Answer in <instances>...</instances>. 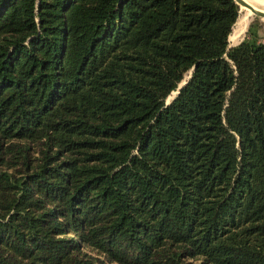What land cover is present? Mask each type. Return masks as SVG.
Returning <instances> with one entry per match:
<instances>
[{
	"label": "trees",
	"instance_id": "1",
	"mask_svg": "<svg viewBox=\"0 0 264 264\" xmlns=\"http://www.w3.org/2000/svg\"><path fill=\"white\" fill-rule=\"evenodd\" d=\"M238 16L0 0V264H264V42L228 47Z\"/></svg>",
	"mask_w": 264,
	"mask_h": 264
},
{
	"label": "bare ground",
	"instance_id": "2",
	"mask_svg": "<svg viewBox=\"0 0 264 264\" xmlns=\"http://www.w3.org/2000/svg\"><path fill=\"white\" fill-rule=\"evenodd\" d=\"M247 1L257 8H259V7L257 6V4L255 2H262L264 4V0H247ZM259 9H261V8H259ZM250 13H251L250 10L246 9V8L244 11H241L239 13V17H238V19H237V21L233 27V30L229 36V39H228L230 43L237 42L243 36V34L246 30V26L248 23Z\"/></svg>",
	"mask_w": 264,
	"mask_h": 264
},
{
	"label": "rangeland",
	"instance_id": "3",
	"mask_svg": "<svg viewBox=\"0 0 264 264\" xmlns=\"http://www.w3.org/2000/svg\"><path fill=\"white\" fill-rule=\"evenodd\" d=\"M256 4H257V6L259 7V8H261L262 10H264V4L262 3V2H255ZM241 11H244L245 10V8H241L240 9ZM240 11V12H241ZM239 12V13H240ZM239 17V16H238ZM252 22H256L257 23V25H258V31H259V36H260V39L264 42V18L263 17H258V16H256V15H253V14H251L250 13V16H249V19H248V23H247V26H246V30H247V28H248V26H249V24L250 23H252ZM235 25V24H234ZM246 30H245V32H244V34H243V36L237 41V42H235V43H230L229 42V46H233V45H236V44H238L243 38H244V36H245V33H246ZM229 41V40H228ZM189 75H190V72H189ZM188 76H186L185 77V79L187 78ZM185 79L183 80V81H185ZM182 81V82H183ZM181 82V83H182ZM180 83V84H181ZM179 84V85H180ZM179 85H178V87H179ZM183 85V84H182ZM177 91H178V88L175 90V91H173L168 97H167V99H166V103H169V101L171 100V99H173L176 95H177Z\"/></svg>",
	"mask_w": 264,
	"mask_h": 264
},
{
	"label": "water",
	"instance_id": "4",
	"mask_svg": "<svg viewBox=\"0 0 264 264\" xmlns=\"http://www.w3.org/2000/svg\"><path fill=\"white\" fill-rule=\"evenodd\" d=\"M235 3L239 6V12L241 8H246L249 9L251 14L256 15L258 17H263L264 18V10H261L257 7H255L254 5H252L251 3H249L247 0H234ZM228 47H231L228 45ZM185 81H183L179 87H178V91L181 88L182 84H184ZM177 91V93H178Z\"/></svg>",
	"mask_w": 264,
	"mask_h": 264
}]
</instances>
